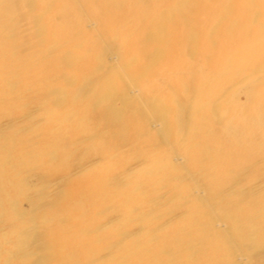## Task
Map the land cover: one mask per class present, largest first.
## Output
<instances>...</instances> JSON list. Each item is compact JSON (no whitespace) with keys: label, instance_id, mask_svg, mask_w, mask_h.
<instances>
[{"label":"rangeland","instance_id":"obj_1","mask_svg":"<svg viewBox=\"0 0 264 264\" xmlns=\"http://www.w3.org/2000/svg\"><path fill=\"white\" fill-rule=\"evenodd\" d=\"M176 5L0 0V264H84L134 236L161 242L160 261L131 254L144 264H264L263 58L176 66L195 28ZM214 9L202 27H249L239 43L254 56L264 8ZM179 27V49L167 48ZM135 35L148 68L122 53ZM246 183L255 189L216 197ZM112 227L123 231L102 238Z\"/></svg>","mask_w":264,"mask_h":264},{"label":"bare ground","instance_id":"obj_2","mask_svg":"<svg viewBox=\"0 0 264 264\" xmlns=\"http://www.w3.org/2000/svg\"><path fill=\"white\" fill-rule=\"evenodd\" d=\"M159 2H161V3H177V5H179V7L190 8L189 13L191 14V16L193 18L192 23L195 25L194 33L191 34V37L193 38V41L191 44L192 49L189 53L192 56V58L187 59L186 58L187 56H185V57L181 56V50L179 52H175V53H173L174 55H171L169 58L173 62V64H175L176 66H178L180 68H182V67L183 68H191V67L194 68L193 66H194V64H196V62H195L196 56L201 58V60L205 64L206 68H221V67L229 68V66H232L234 68H241V67L245 68V66H251L252 62L257 60V59L263 58L260 61L261 63L264 61V32L260 33L261 30L258 28L259 26L258 27L253 26L254 27L253 29H255L256 32H258L257 38L262 39L258 45V47L260 46L259 47L260 50L257 51V53L253 56L252 51L251 52H245L244 45L242 43L241 44L239 43L241 39L243 40V39L247 38V36H250L249 34L251 33V31H248L249 27H247V26L241 27V28L238 27L237 30L235 32H233L228 28L229 27L228 25H225V23H228V22H225V23H222L218 27L217 32L215 31V33H214L213 31H210V32H209V30L206 31L202 27V24H201V23H203V19H205L204 21H206V18H209V17H210V20H207V21H209L210 23L211 22L213 23L212 17L217 14V11L214 8H217L219 6L232 7L234 10L228 11L229 14L242 16V15H248L249 13L253 14V12H252L253 10H246V8H251V7L264 8V0H159ZM256 12L264 14V9L256 11ZM254 13H255V11H254ZM39 16H41V15H39ZM199 17L200 18L203 17V19H200ZM210 25H213V24H210ZM41 26H42V24H41ZM216 28H217V26H216ZM259 30H260V32H259ZM184 32L185 31L182 29V27H179L176 32H172L173 36L170 39L167 48L175 47L178 50L179 49L178 43H180L179 37L183 36ZM185 33L187 34V32H185ZM138 36L139 35L132 36L130 39H127L123 42L124 48H123L122 53L128 52L130 57L132 56L135 59L134 62H132V64H131V68H148V67H145V66H148L146 64L147 62L145 60V54H146V50L148 47L146 46L147 44L145 42H142V40L139 41L137 39V38H139ZM150 47L151 46L149 44V48ZM164 47H162V48H164ZM161 50H159V51H161ZM125 56H127L126 53H125ZM238 64H240V65H238ZM241 64H242V66H241ZM53 87H55V86H53ZM242 93H243V99L242 100H240V99L237 100V98H234L237 100L238 103L241 104V106H243V103H245L252 96V91H250V90L249 91L243 90ZM260 98H261V95H260ZM8 123L9 122H6V123H4V125L8 124ZM188 175L189 174H187V176ZM189 178H191V177H189ZM238 185H240V184H238ZM238 185H235L234 187L232 186L229 189L227 187H225L220 192V195L217 193H212V196L214 197L215 194H217L216 197H218V196L222 197V195L226 196V195H231V194L234 196H241V194L249 193L248 191L252 192L255 189V188L251 187V184H249V183H248V185H247V183L244 185H240V186H238ZM190 191L199 193V192H201V188H199L197 186V184L194 183V186L190 187ZM96 204H98V202ZM66 210L69 211L67 208H66ZM95 215L97 218L103 217L102 211H97V213H95ZM134 215H137V214H132V216H134ZM224 224H225V222H222V221L221 222H219V221L214 222V225L217 227H220ZM104 231L105 232H103L102 238L109 237L108 235L113 236L114 234H116L118 232H122L123 230L119 229V228L116 229V228L112 227L109 230L110 232L112 231L111 234H110V232L106 233V230H104ZM144 239H145L144 236H140V237L134 236L128 240L126 245H124V248L122 249V253H120L118 255H114V253H112V251L109 253H103V251H102L101 253H99L97 255L98 258L96 257L97 259L95 258L96 259L95 261H91V259H88L84 264H117V263H119V264H130V263L131 264L132 263L144 264L148 261L147 257L143 256V257L135 258V256L131 255V254L134 253V251H136L137 253L144 255L145 252L143 250L146 251L148 248L153 249L152 255L154 256V260L160 261L159 256H161V255H159V254L162 253V251H161V249H160V251H158V249L161 246L160 245L161 242L159 244H156V245L150 246V247H149V245H147V243L146 244L143 243L144 246H142V244H139V243L138 244L134 243L136 240L143 241ZM139 247H140V249H139ZM96 249L97 250L103 249V246L101 244H99ZM155 249H157V250H155ZM135 255H137V254H135ZM240 257H241V255H240Z\"/></svg>","mask_w":264,"mask_h":264}]
</instances>
